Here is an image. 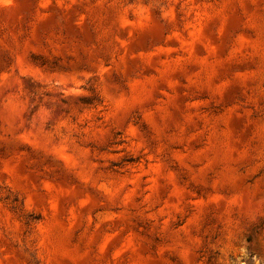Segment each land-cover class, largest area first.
Masks as SVG:
<instances>
[{
  "label": "rangeland",
  "instance_id": "1",
  "mask_svg": "<svg viewBox=\"0 0 264 264\" xmlns=\"http://www.w3.org/2000/svg\"><path fill=\"white\" fill-rule=\"evenodd\" d=\"M0 264H264V0H0Z\"/></svg>",
  "mask_w": 264,
  "mask_h": 264
}]
</instances>
